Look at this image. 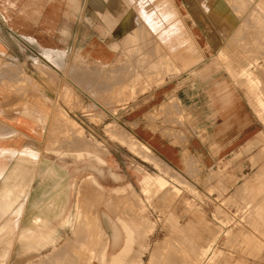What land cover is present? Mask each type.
I'll use <instances>...</instances> for the list:
<instances>
[{
	"label": "crops",
	"instance_id": "0c3cea01",
	"mask_svg": "<svg viewBox=\"0 0 264 264\" xmlns=\"http://www.w3.org/2000/svg\"><path fill=\"white\" fill-rule=\"evenodd\" d=\"M137 1L0 0V109L12 106L19 98L11 91L15 75L28 74L32 79L36 74L44 99H48L51 79L53 89L70 90L83 102L101 105L102 99L107 105L112 103L110 117H119V128L117 134H110L111 144L129 160L143 163L140 156L146 159L149 154L185 177H200L226 161L232 163L234 171L241 164L247 168L246 161L235 156L255 145L260 132L258 119L235 89L228 88L233 95L226 94L221 79L215 76L219 72L208 68L209 61L202 62L209 59L210 42L219 41L222 34L219 30L209 34L208 26H214L209 21L200 23L202 29H194L192 14L182 13L187 8L171 0L169 4L178 11L189 36L188 44L169 50L158 36L160 28L166 26L156 12L162 2ZM193 42L199 56L194 54ZM162 57L172 66L162 63ZM34 58L40 61L39 67L30 65ZM8 60L17 65L3 63ZM29 95L33 97V92L22 97ZM34 107L37 103H28V116L26 111L0 113V117L10 113L5 126L22 137L20 144L0 137V149L38 155V161L4 163L5 177L0 175V264H95V260L88 262L91 247L87 237L96 219L109 236L112 253L120 250L124 241L113 240L111 235L127 233L124 228L133 222L127 216L122 223L116 217L105 219V211L112 206L102 200L112 190L123 192L130 187L128 172L117 174L121 180L117 181L113 167L107 165L114 154L111 145L103 159L97 156L102 152L95 146L51 151L44 145L22 144L36 133L34 114L45 117L42 109ZM105 111L109 114V109ZM18 118L23 122L17 123ZM158 175L166 179L159 173L143 175L140 190L143 192L150 176Z\"/></svg>",
	"mask_w": 264,
	"mask_h": 264
},
{
	"label": "rangeland",
	"instance_id": "374dc122",
	"mask_svg": "<svg viewBox=\"0 0 264 264\" xmlns=\"http://www.w3.org/2000/svg\"><path fill=\"white\" fill-rule=\"evenodd\" d=\"M136 1L134 0V2ZM144 1L151 2L153 0ZM159 1L162 4L160 8L156 6L158 8L156 12L160 13L158 14L162 21H166V23L163 21L166 26L161 28L158 36L161 40L163 39L162 43L164 42L163 44L167 45L169 50L175 51L180 46L188 44L189 32L181 20L178 11L174 10L169 4L171 0ZM176 1L178 6L181 5L187 8V10L182 9V13L187 12L192 14L194 29H202L200 23L209 21L214 24V26H208L209 34L216 33L217 30L222 34L219 41L210 42L212 46L208 49L209 59L204 58L202 62L209 61L208 68L219 72L215 76L221 79V83L224 89H226V94L229 96L233 95L228 88L235 89L247 101L258 119L260 132L257 135V144L255 143L254 146L247 147L242 153L240 152L235 156L240 158L241 161H246L247 168L244 169V166L241 164L240 168L234 171L231 167L232 163L226 161L219 163L214 169L208 170L200 177H185L182 173L160 163L149 154H147L146 159L140 156L144 160L143 163L137 159L129 160L120 149L111 144L113 142L110 140L112 139L110 134H117L118 130L116 129L119 128V123L117 122L119 117H110L111 110L113 109L112 103L107 105L102 99L99 101L101 105H95L89 100L83 102L82 99L80 100L77 96H73L70 90L62 89L57 91L53 89L55 82H52L51 79H49L48 83L50 87L48 99H44L46 97H43L40 80L36 74L31 75L32 79L30 75L23 73L18 74V76L15 75L12 78L11 91L13 92L14 90L13 93L18 94L19 98L12 106L6 107V110L3 108V110L5 112L10 108L7 112L14 110L15 113L22 114L27 111L28 103H37L38 107L34 108L36 110L42 109L44 112L45 117H39L36 113L34 114L33 122L35 125L33 130L36 133L32 132L30 139L25 138L22 144L33 143L44 145L46 148L50 147L51 151L59 147L67 148L68 146H77L79 144L90 147L95 146L102 152L98 153L97 156L103 159L106 147L108 145L112 146L114 154L112 155V160H107V165L113 167L112 170L114 175L117 176L118 182L121 180H119V175L117 174L124 175L127 171L129 175L128 180L131 185L123 192L112 190L107 193L106 197L102 198L109 208L112 206L111 210L105 211V214H107L105 219L108 216L112 219L116 217V220L120 222L121 219L123 221L121 217L127 216L133 221L134 227L137 224L141 231L144 230L142 234L140 229H138L139 231L137 230V226L135 227L136 229L131 226V229L133 228L132 232L135 230V233H138L137 236H140L130 243V246L135 248L133 256H136L140 252V264H148L152 261L151 251L153 248L163 243L168 245L171 241L172 243L174 242L173 246H175L174 244L177 245L181 240L180 247L186 245L187 242H193L192 246L189 243V245L187 244L188 250L186 249L187 245L185 247L182 246V250H180L182 251V255L188 256L187 260L190 262L189 264H264V0ZM196 23H198V26L195 25ZM242 27L244 28L242 29ZM203 32L205 33V31ZM179 33L183 35H179ZM193 33L197 32L194 31ZM180 36H182L181 40L179 39ZM175 42H178L177 45ZM195 44V42L192 44L194 45L193 51L195 55L199 56L200 51L196 52L197 48ZM146 48L151 49L148 48V43L146 44ZM217 50L219 51L217 52ZM213 55H218V58L213 57ZM155 58L157 59V57ZM162 59L164 64L169 63L168 65L170 66L171 62L168 58L162 57ZM195 61L196 59L193 58L192 63H195ZM3 63L12 65L10 60ZM14 64L17 65L15 62ZM22 64L24 65L25 63ZM30 65L39 67L41 63L34 58ZM30 91L33 92V97L30 95L27 98L22 97L25 93L30 94ZM93 96L96 98L98 95L93 94ZM106 109H109V114L107 115ZM6 118L0 117V137L9 138L12 142L18 143L19 140H22V137L16 130L11 129L8 131L9 127L5 125L9 122L4 121ZM22 120L23 118L16 119L17 123L23 122ZM34 140H38L39 143H35ZM1 144L4 145L3 143ZM56 155L72 156L60 153H56ZM0 157L9 158L16 162L38 161V155L36 154H22L18 150L6 149L4 147L0 149ZM257 171L258 173H256ZM146 173L164 175L168 189H162L155 185L153 187H156V190L153 188L149 193L142 192L139 182L141 177ZM256 174H258V177ZM155 178V176H152V181ZM150 180L151 178L148 181ZM247 180L248 182H246ZM243 182L244 185L242 184ZM164 189L166 193H164ZM130 192H133V194ZM99 213L104 214V210L100 209ZM141 221H146V223L144 224ZM99 222L100 219H96V226H98V229H102L99 227ZM179 235L182 237V239L179 237L181 240L178 238ZM126 238V234H118L117 240L124 241L125 245L127 243ZM177 238L179 240L178 243L176 242ZM134 242L138 244V247L139 243H141L138 248L140 250L139 252L137 251L138 253L136 252L138 250L136 249L137 244L135 245ZM172 243L170 246H172ZM97 248L99 247L97 246ZM189 248L193 250L191 253ZM183 249H186V252L189 251L191 255H187L188 252L186 253ZM99 250L97 249L95 252L89 251L88 262L96 259L95 264L112 262L115 260L113 257L111 258L112 254L119 251L112 253L108 249V244L107 246L105 245L103 250ZM163 251H166V249L164 248ZM82 253H84L83 248ZM99 260L102 262H99ZM117 261L120 262L121 260ZM162 262H164L163 259Z\"/></svg>",
	"mask_w": 264,
	"mask_h": 264
},
{
	"label": "bare ground",
	"instance_id": "6f19581e",
	"mask_svg": "<svg viewBox=\"0 0 264 264\" xmlns=\"http://www.w3.org/2000/svg\"><path fill=\"white\" fill-rule=\"evenodd\" d=\"M144 1V0H143ZM235 1V0H234ZM138 2V1H137ZM212 2V1H211ZM246 2V1H245ZM236 3H238V2H236ZM240 3V2H239ZM249 3V2H248ZM232 4V3H231ZM247 4V3H246ZM254 4V3H253ZM139 5V4H138ZM146 5V4H145ZM153 5V4H152ZM168 6V5H167ZM203 6V5H202ZM239 6V5H238ZM244 6V5H243ZM245 7H246V5H245ZM254 7V6H253ZM262 7V6H261ZM264 7V6H263ZM138 8H140V7H138ZM143 8H144V6H143ZM150 8V7H149ZM147 9V8H146ZM158 9V8H157ZM166 10V9H165ZM136 11H137V9H136ZM147 11V10H146ZM210 12V11H209ZM256 12V11H255ZM137 13H138V11H137ZM136 13V14H137ZM144 13V12H143ZM159 13V12H158ZM169 13V12H168ZM167 13V14H168ZM239 13V12H238ZM139 14V13H138ZM137 14V15H138ZM160 14V13H159ZM214 14V13H213ZM251 14V13H250ZM239 15V14H238ZM147 16V15H146ZM164 16V15H163ZM167 16V15H166ZM200 16V15H199ZM140 17V16H139ZM251 17V16H250ZM136 18V17H135ZM169 18L171 19V17L169 16ZM217 19V18H216ZM247 19V18H246ZM138 20V19H137ZM143 20V19H142ZM149 20V19H148ZM172 20V19H171ZM139 21H141V20H139ZM150 21V20H149ZM165 23H166V21L165 20H163ZM174 21V20H173ZM257 21V20H256ZM160 22V21H159ZM138 23V22H137ZM173 23H175V22H173ZM173 23H171V24H173ZM221 23V22H220ZM245 23V22H244ZM243 23V24H244ZM159 24V23H158ZM177 24V23H176ZM242 24V25H243ZM144 25V24H143ZM157 25V24H156ZM160 25V24H159ZM174 25V24H173ZM253 25V24H252ZM252 25H251V27H252ZM249 26V25H248ZM254 26V25H253ZM177 27V26H176ZM239 27V26H238ZM250 27V28H251ZM260 27V26H259ZM139 28V27H138ZM244 27H242V29H243ZM152 29V28H151ZM161 29V28H160ZM170 29H171V27H170ZM173 29V28H172ZM208 29V28H207ZM210 29V28H209ZM255 29V28H254ZM62 30V29H61ZM60 30V31H61ZM175 30V29H174ZM248 30V29H247ZM165 31V30H164ZM237 31V30H236ZM172 32V31H171ZM179 32V31H178ZM181 32V31H180ZM238 32H240V31H238ZM244 32V31H243ZM262 33V32H261ZM154 34V33H153ZM169 34V33H168ZM171 34V33H170ZM247 34V33H246ZM249 34V33H248ZM259 34V33H258ZM149 35V34H148ZM172 35H173V33H172ZM171 35V36H172ZM179 35H183L182 33L180 34L179 33ZM234 35V34H233ZM241 35V34H240ZM84 36V35H83ZM167 36H169V35H167ZM166 36V37H167ZM176 36V35H175ZM236 36H238V35H236ZM235 36V37H236ZM148 37V36H147ZM152 37V36H151ZM161 37H163V36H161ZM170 37V36H169ZM173 37V36H172ZM182 36H180L179 37V39L181 40L182 38H181ZM145 38V37H144ZM251 38V37H250ZM256 38V37H255ZM173 39V38H172ZM212 39V38H211ZM232 39H234V38H232ZM240 39V38H239ZM246 39H248V38H246ZM261 39V38H260ZM154 40V39H153ZM163 40V39H162ZM166 40V39H165ZM174 40V39H173ZM236 40V39H235ZM217 41V40H216ZM226 41V40H225ZM257 41V40H256ZM180 42V41H179ZM241 42V41H240ZM249 42V41H248ZM164 43V42H163ZM166 43V42H165ZM176 43V42H175ZM178 43V42H177ZM177 43H176V45H177ZM226 43V42H225ZM144 44H145V42H144ZM183 44V43H182ZM181 44V45H182ZM163 45V44H162ZM239 45H240V43H239ZM253 45V44H252ZM252 45H250V46H252ZM139 46V45H138ZM176 47V46H175ZM177 47H179V46H177ZM181 47V46H180ZM253 47V46H252ZM146 48V47H145ZM153 48V47H152ZM147 49V48H146ZM163 49V48H162ZM165 49V48H164ZM168 49V48H167ZM229 49V48H228ZM249 49V48H248ZM149 50V49H148ZM160 50V49H159ZM171 50V49H170ZM183 51V50H182ZM184 52V51H183ZM222 52V51H221ZM245 52V51H244ZM253 52V51H252ZM153 53V52H152ZM151 52H150V54H152ZM155 53V52H154ZM153 53V54H154ZM235 53V52H234ZM241 53V52H240ZM251 53V52H250ZM143 54V53H142ZM155 54H158V52H156ZM160 54V53H159ZM158 54V55H159ZM183 54V53H182ZM189 54V53H188ZM249 54V53H248ZM258 54H259V52H258ZM161 56V55H160ZM173 56H175V55H173ZM243 56V55H242ZM245 56V55H244ZM252 56V55H251ZM155 57V56H154ZM157 57V59L156 60H158V56H156ZM172 57V56H171ZM254 57V56H253ZM125 58V57H124ZM232 58V57H231ZM236 58V57H235ZM255 58H257V57H255ZM173 59V58H172ZM154 60V59H153ZM160 60V59H159ZM167 61H168V59H166ZM191 60V59H190ZM58 61V60H57ZM137 62V61H136ZM161 62V61H160ZM171 62V61H170ZM239 62V61H238ZM145 63V62H144ZM162 63H163V59H162ZM166 63V62H165ZM177 63H178V61H177ZM232 63V62H231ZM245 63V62H244ZM169 64V63H168ZM180 64V63H179ZM246 64V63H245ZM160 65H162V64H160ZM171 65V64H170ZM233 65V64H232ZM231 65V66H232ZM11 66V65H10ZM13 66V65H12ZM163 66V65H162ZM161 66V67H162ZM169 66V65H168ZM172 66V65H171ZM164 67V66H163ZM166 67V66H165ZM174 67V66H173ZM172 67V68H173ZM239 67V66H238ZM262 67H263V65H262ZM12 68V67H11ZM175 68V67H174ZM237 68V67H236ZM17 69V68H16ZM171 69V68H170ZM169 69V70H170ZM255 69V68H254ZM11 70V69H10ZM13 70V69H12ZM112 70V69H111ZM123 71V70H122ZM238 71V70H237ZM83 72V71H82ZM239 72V71H238ZM13 73H15V72H13ZM17 74V73H16ZM81 74V73H80ZM151 74V73H150ZM251 75V74H250ZM18 76V75H17ZM107 76V75H106ZM249 76V75H248ZM110 79V78H109ZM111 79H113V75H112V77H111ZM251 79V78H250ZM262 79V78H261ZM117 80V79H116ZM252 80V79H251ZM112 81V80H111ZM118 81V80H117ZM237 82V81H236ZM260 84V83H259ZM256 85H258V84H256ZM261 86V85H260ZM256 87V86H255ZM18 88V87H17ZM258 88V87H257ZM261 88V87H260ZM263 90V89H262ZM17 91V90H16ZM13 92H14V90H13ZM18 92V91H17ZM250 93H251V91H250ZM264 93V92H263ZM41 94V93H40ZM21 96V95H20ZM256 98H257V96H255ZM118 101V100H117ZM6 102V101H5ZM8 103V102H7ZM26 105V104H25ZM263 105H264V103H263ZM10 108H8V110H9ZM30 109V108H29ZM32 109V108H31ZM4 110H6L5 108H4ZM3 109H2V111H4ZM7 110V111H8ZM259 110V109H258ZM0 111H1V109H0ZM1 111V112H2ZM6 111V112H7ZM0 112V113H1ZM14 112V110L12 111V113ZM27 112H29V111H26V115L28 116V113ZM33 112V111H32ZM4 113V112H3ZM11 113V112H10ZM9 113V114H10ZM11 113V114H12ZM15 113V112H14ZM22 113V112H21ZM57 113V112H56ZM7 114V113H6ZM9 114H7L8 116L7 117H9ZM16 114V113H15ZM3 116H5L4 114H3ZM61 119V118H60ZM60 123H61V121H60ZM63 127V126H62ZM70 127V126H69ZM112 128H113V126H112ZM111 128V129H112ZM69 129V128H68ZM70 129H72V128H70ZM63 130V129H62ZM75 130V129H74ZM77 130V129H76ZM163 130V129H162ZM73 131V130H72ZM110 131V130H109ZM165 131V130H164ZM75 132V131H74ZM77 133V132H76ZM79 133V132H78ZM81 136V135H80ZM49 140V139H48ZM51 140H53V139H51ZM51 143H53V142H51ZM88 143H89V140H88ZM93 143V142H92ZM257 144V143H256ZM80 145V144H79ZM88 145V144H87ZM81 146H83L82 144H81ZM80 146V147H81ZM53 147V146H52ZM55 147V146H54ZM57 147V146H56ZM76 147H78V146H76ZM84 147H88V146H85L84 145ZM81 148H83V147H81ZM77 150V149H76ZM257 156V155H256ZM87 157V156H86ZM89 157V156H88ZM144 157V156H143ZM97 161H98V163L100 162V159L97 157V159H96ZM150 160V159H149ZM9 161H11L9 158H2V157H0V163H1V168H0V175H2V177L4 176V166H5V164L4 163H6V162H9ZM157 161H158V159H157ZM254 161V160H253ZM155 162V161H154ZM160 164V163H159ZM192 165V164H191ZM193 169V168H192ZM210 169V168H209ZM94 170V169H93ZM193 173V172H192ZM216 173V172H215ZM256 173H258V171L256 172ZM257 175V177H258V174H256ZM159 176V175H158ZM157 176V178H155V180H153L152 181V177L150 176V178H151V180L150 181H152V182H150V181H148V180H146L145 182H146V185H145V187H144V190H143V192H148L149 193V191H151L154 187L153 186H155L156 185V187H161L162 189L163 188H167L168 189V187H166V184H167V181L165 180V179H163V178H160V176L158 177ZM263 176V175H262ZM5 177V176H4ZM149 178V177H148ZM114 179V178H113ZM247 179V178H246ZM116 180V179H115ZM259 180V179H258ZM260 181V180H259ZM246 182H248V180L246 181ZM258 182V181H257ZM2 183V182H1ZM243 185H244V182L242 183ZM247 184H249V183H247ZM10 185V184H9ZM238 185V184H237ZM242 185V186H243ZM255 185V184H254ZM256 185H258L257 183H256ZM223 186V185H222ZM246 186H249V185H246ZM264 186V185H263ZM4 187V186H3ZM8 187V186H7ZM13 187V186H12ZM155 187V188H156ZM15 188V187H14ZM154 188V189H155ZM263 188V187H262ZM7 189H9V188H7ZM125 189V188H124ZM160 189V188H159ZM158 189V190H159ZM161 189V190H162ZM164 189V190H165ZM156 190V189H155ZM154 190V191H155ZM256 190V189H255ZM0 191H1V189H0ZM2 191H4V190H2ZM8 191H10V190H8ZM164 192V191H163ZM170 192H171V190H170ZM262 192V191H261ZM7 193V192H6ZM164 193H166V190H165V192ZM168 193V192H167ZM246 193V192H245ZM264 194V193H263ZM8 195V194H7ZM161 195V194H160ZM250 195V194H249ZM131 196V195H130ZM159 196V195H158ZM128 197V196H127ZM250 197V196H249ZM1 199V198H0ZM130 199V198H129ZM135 200V199H134ZM160 200V199H159ZM137 201V200H136ZM130 202V201H129ZM133 202V201H132ZM96 203V202H95ZM133 203H135V202H133ZM152 203V202H151ZM246 203V202H245ZM137 204V203H136ZM159 204V203H158ZM134 205V204H133ZM1 206V205H0ZM20 206V205H19ZM129 206H130V204H129ZM135 206V205H134ZM133 206V207H134ZM158 206V205H157ZM2 207V206H1ZM241 207V206H240ZM253 207V206H252ZM7 208V207H6ZM137 208V207H136ZM16 209V208H15ZM82 210V209H81ZM96 211V210H95ZM21 212V211H20ZM93 213V212H92ZM119 213H121V212H119ZM194 213V212H193ZM196 213V212H195ZM15 214V213H14ZM81 214V213H80ZM83 215H84V213H82ZM81 214V215H82ZM86 214V213H85ZM91 215V214H90ZM90 215H89V217H90ZM118 216H119V214H118ZM197 216V215H196ZM195 216V217H196ZM81 217V216H80ZM94 217V216H93ZM92 217V218H93ZM121 218H123V217H121ZM124 218H125V216H124ZM123 218V219H124ZM139 218V217H138ZM82 219H83V216H82ZM85 219H87L86 217H85ZM85 219L83 220V222L85 221ZM91 219V218H90ZM94 219H95V217H94ZM119 219H120V217H119ZM126 219H127V217H126ZM129 219V218H128ZM4 220V219H3ZM93 220V219H92ZM130 220V219H129ZM199 220V219H198ZM94 221V220H93ZM98 221V220H97ZM120 221V220H119ZM121 221H122V219H121ZM120 221V222H121ZM189 221V220H188ZM129 222V221H128ZM141 222H143V221H141ZM94 223L95 222H93L92 224H93V226H94ZM111 223V222H110ZM122 223V222H121ZM126 223H127V221H126ZM133 223V222H132ZM132 223H130V225L131 226H133V224ZM139 223V222H138ZM144 224L146 223V221H144L143 222ZM143 223H141L142 225H144ZM148 223V222H147ZM82 224V223H81ZM112 224V223H111ZM123 224H125L124 222H123ZM135 224H136V222H135ZM134 224V225H135ZM87 225H89V223L87 224ZM98 225V224H97ZM127 225V224H126ZM130 225H128V226H130ZM204 225V224H203ZM17 226V225H16ZM137 226V227H136ZM141 226V225H140ZM145 226V225H144ZM147 226H148V224H147ZM90 227V226H89ZM91 227H92V225H91ZM112 227V226H111ZM123 227H125V225L123 226ZM135 227L137 228V230L138 229H140V228H138V225L136 224L135 225ZM134 226H133V228L134 229H136ZM143 227V226H142ZM86 228H87V226H86ZM118 228V227H117ZM132 228V229H133ZM150 228V227H149ZM208 228V227H207ZM125 229H127V233L125 232L126 230ZM132 229H131V227H125L124 228V232H125V234H126V236H127V238H126V244L122 247V248H120V250L118 251V252H115L114 254H112V256H111V258L113 257L115 260L114 261H109L108 263H106V262H102L101 260H99V262L101 261L102 263H104V264H140L141 263V258H140V252H139V250L140 249H138L139 247H140V245H141V243H139L140 245H139V247H138V244L136 245L135 244V242H134V244L136 245V249H138V250H136V252L138 253H136L135 251V253L137 254L136 256H135V259H134V256H133V250H135V248H132L131 246H130V243H132L133 241H135V239L137 238V237H140V236H137L138 235V233H135V230H133V232L135 233H133L132 232ZM209 229V228H208ZM137 230H136V232H137ZM16 231V230H15ZM88 231V230H87ZM139 231V230H138ZM140 231H141V229H140ZM144 231V230H143ZM143 231H141V233L143 234ZM98 232V233H97ZM102 232V229H98V226H94V227H92L91 228V230H90V232L88 233V241H89V244H90V247H91V249H90V251H92V252H95V250H97V249H104V247H105V245L107 246V241H108V235L106 234V233H101ZM83 233H85V232H83ZM131 233H133V234H131ZM174 233V232H173ZM177 233V232H176ZM207 233V232H206ZM87 234V233H86ZM85 234V235H86ZM140 234V233H139ZM144 234H145V232H144ZM15 235V234H14ZM141 235V234H140ZM185 235V234H184ZM208 235V234H207ZM175 236H176V234H175ZM86 237H84V238H86ZM111 237H112V239L113 240H117V238H118V234H112L111 235ZM141 237H142V235H141ZM172 237H174V236H172ZM180 237V235L178 236V238ZM198 237V236H197ZM18 238V237H17ZM76 238L78 239V238H80V237H77L76 236ZM83 238V239H84ZM87 238H86V241H87ZM170 238V237H169ZM175 238V237H174ZM178 238H177V243H178V241L179 240H181L182 239V237H180L179 238V240H178ZM81 239V238H80ZM165 239V238H164ZM12 240V239H11ZM17 240V239H16ZM110 240V239H109ZM139 240H141V239H139ZM176 240V239H175ZM188 240H190V239H188ZM118 241V240H117ZM171 241V240H170ZM182 241V240H181ZM181 241L176 245V244H174L175 246H173V243H172V241H171V243H172V246H170L171 245V243L169 244L168 243V245H165L166 243H163V244H160L159 246H157L156 248H153V250L151 251V256L153 257V259H152V261H150L149 263L150 264H189L190 262L187 260V257L188 256H184V255H182V251H180V250H182L181 249V247L183 246V247H185L189 242H187V244L186 245H182L181 247L179 246V244H181ZM116 242V241H115ZM183 242H186V241H183ZM87 243V242H86ZM86 243H85V245H86ZM3 244V243H2ZM77 244H78V242H77ZM81 244H82V241H81ZM184 244V243H183ZM191 246L193 245V242L192 243H189ZM188 244V245H189ZM188 245L186 246V249H187V247H188ZM76 247H77V245H75ZM74 246V247H75ZM89 246V245H88ZM97 246L99 247V248H97ZM117 246V245H116ZM6 247V246H5ZM70 247H72V246H70ZM69 247V248H70ZM73 247V248H74ZM75 247V248H76ZM11 248V247H10ZM164 248L166 249V251H163L164 250ZM66 249H68V247L66 248ZM71 249V248H70ZM79 249V248H78ZM119 249V248H118ZM131 249H132V252H131ZM185 249V250H186ZM99 250V251H100ZM184 250V249H183ZM184 250V251H185ZM188 250V249H187ZM67 251V250H66ZM68 251H69V249H68ZM67 251V252H68ZM77 251V250H76ZM189 251H190V253H191V251H193L192 250V248L190 249L189 248ZM189 251H187L188 252V254L187 255H189L190 253H189ZM63 252V253H62ZM61 253L62 254H64V250L62 251ZM70 252V253H69ZM68 253L69 254H71V251H69ZM79 252V251H78ZM186 252V251H185ZM186 252V253H187ZM60 253V254H61ZM68 253H66L65 252V254H68ZM75 253V252H74ZM97 253V252H96ZM100 253V252H99ZM134 253V254H135ZM186 253H184V254H186ZM195 253V252H194ZM57 254H59V253H57ZM61 254V255H62ZM193 254V253H192ZM191 255V254H190ZM68 256V255H67ZM76 256V255H75ZM133 256V257H132ZM194 256V255H193ZM61 256H59V258H60ZM69 257V256H68ZM63 258H65V257H63ZM63 258H62V260H63ZM69 258H71V257H69ZM79 258V257H78ZM94 258V257H93ZM191 258V257H190ZM189 258V259H190ZM68 259V258H67ZM75 259V258H74ZM102 259V258H101ZM162 259H163V261L164 262H162ZM71 260V259H70ZM117 260H121L120 262H118ZM43 261H45V260H43ZM66 261V260H65ZM77 261V260H76ZM95 261H97V259L95 260ZM72 263H74L73 261H71ZM99 262H97V263H99ZM136 262V263H135ZM11 263V262H10ZM63 263H64V261H63ZM66 263V262H65ZM69 263V262H68ZM67 263V264H68ZM148 263V264H149ZM2 264V263H1ZM79 264V263H78Z\"/></svg>",
	"mask_w": 264,
	"mask_h": 264
}]
</instances>
